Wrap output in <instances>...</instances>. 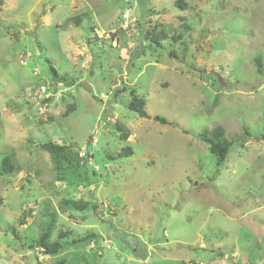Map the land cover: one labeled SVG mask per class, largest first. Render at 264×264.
I'll return each instance as SVG.
<instances>
[{"label": "rangeland", "instance_id": "obj_1", "mask_svg": "<svg viewBox=\"0 0 264 264\" xmlns=\"http://www.w3.org/2000/svg\"><path fill=\"white\" fill-rule=\"evenodd\" d=\"M177 1L0 0V165L19 167L0 171V264L70 258L35 244L45 210L52 239L98 236L81 249L94 264H264V0ZM216 125L233 143L221 163L199 138ZM47 142L90 157L53 172Z\"/></svg>", "mask_w": 264, "mask_h": 264}, {"label": "trees", "instance_id": "obj_2", "mask_svg": "<svg viewBox=\"0 0 264 264\" xmlns=\"http://www.w3.org/2000/svg\"><path fill=\"white\" fill-rule=\"evenodd\" d=\"M175 5L181 9L184 10L186 8V3L184 0H178ZM76 24L80 23V18H75ZM180 30L174 33L170 39L173 41L181 42L184 34L188 33L190 28L187 24H182L179 27ZM151 33V32H149ZM169 39L168 35L166 33L160 32L158 34H152L151 40L154 44L159 45L161 41ZM172 56V55H171ZM254 65L256 67V71L259 75L263 74V68H262V62L259 58L254 59ZM50 71L52 73L53 79H59L57 76V72L55 69L50 65L49 66ZM48 100V99H47ZM219 97L216 96L213 101L212 109L214 110L218 105ZM127 110L134 112L138 117L140 118H146L147 113L145 111V101L138 96L132 97L129 104L126 106ZM75 110V107L73 104H68L66 106L65 112L61 115V118H66L70 113H72ZM50 122L53 121L52 118L48 119ZM155 122H158L159 124H167V121L165 119H162L160 117H155L153 119ZM114 129L117 133H119V140L120 141H127L130 137V133L128 129L122 124L116 122L114 125ZM226 130L221 125H216L210 130H204L199 135L200 141L207 145L209 153L218 161L224 162L226 161L229 151L233 145V143L229 142L226 139ZM247 135V133H246ZM261 137L264 138V135ZM38 148L49 155L52 163H53V172L57 173H64V172H71V173H77L80 170V166L82 163V160L84 158H89L90 155L87 157H79L77 154L73 157V153L69 146L66 145H59L55 142H47L44 144H40ZM132 155V151L130 148H123L120 153H118L117 157H127ZM0 171L2 175L8 176L13 175L15 172H19V167L14 165L12 163V158L9 156H6L2 159L1 165H0ZM55 176V175H54ZM86 184L87 180H84ZM85 184V183H83ZM62 209L70 210V211H76L79 213H83L85 210L90 208V202L86 200H63L61 202ZM44 217L45 221L40 227L39 235L36 241V245L38 248L42 250V253L45 256H59L64 251L71 250V255L69 259H60L55 264H94V258H95V250L92 249V253L89 255L88 259H85L84 256L85 253L81 251V249L91 241L97 240L98 236L94 234H87L84 237L81 238H73L68 239L69 235L71 234L69 231H60L58 233V236L56 239H52V235L57 229L56 227V221L57 216L53 211L45 210L44 211ZM91 257V259H90Z\"/></svg>", "mask_w": 264, "mask_h": 264}]
</instances>
